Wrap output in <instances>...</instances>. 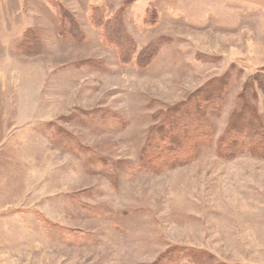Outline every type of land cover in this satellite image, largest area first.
Masks as SVG:
<instances>
[{
  "label": "rangeland",
  "instance_id": "obj_1",
  "mask_svg": "<svg viewBox=\"0 0 264 264\" xmlns=\"http://www.w3.org/2000/svg\"><path fill=\"white\" fill-rule=\"evenodd\" d=\"M262 10L0 0V264H153L172 250V264H264V156L219 151L243 106L241 124L264 126ZM180 104L198 115L195 151L140 170L149 129Z\"/></svg>",
  "mask_w": 264,
  "mask_h": 264
},
{
  "label": "trees",
  "instance_id": "obj_2",
  "mask_svg": "<svg viewBox=\"0 0 264 264\" xmlns=\"http://www.w3.org/2000/svg\"><path fill=\"white\" fill-rule=\"evenodd\" d=\"M113 20L118 21V15L114 16ZM113 25L114 24L111 23L106 26V34H108L111 39H114V34L116 33L122 37L120 31H116L114 33L115 29ZM114 42L122 48V59L129 62L133 57L135 49L132 42L126 39L114 40ZM19 48L22 52H24V54H35L39 51L37 39L34 35H27V33L23 36ZM151 50L153 51L154 49L151 48ZM151 50H143L139 54L136 60L138 65L142 66L149 62L152 57ZM258 78L261 77L257 75L251 80L253 83H258L260 82ZM189 105L190 106L187 107L190 108L189 110L185 108L186 104H180L171 110H168L162 116V122H160V125L152 126L149 129L140 154L138 165L140 170L152 171L157 166H170L176 164L184 155H192V152L195 151L196 145L198 144V138H201L202 135L198 136V127L194 124L197 119L195 116H198L195 114L197 112H192V108L194 107L191 104ZM246 115H249V111L246 106H243L241 108V112L234 117V120H232L229 129L226 131L224 138L221 140L222 146L224 144L225 146H221L219 151L220 153L225 154L226 157L235 156L238 150H251L258 155L264 156V126H262L258 118L254 116L250 118L256 126H251V124H241L243 121L242 117H246ZM250 118L248 117L249 120ZM238 138H243V146H238ZM188 143L190 147L186 148V144ZM73 144L74 148H76V150H78L80 154L87 159L86 163L92 164L95 167H103V164L105 163L104 161L97 156L86 154L87 150L85 148L75 144L74 142ZM175 252V250H172L164 253L153 264H172L174 258L171 256Z\"/></svg>",
  "mask_w": 264,
  "mask_h": 264
},
{
  "label": "crops",
  "instance_id": "obj_3",
  "mask_svg": "<svg viewBox=\"0 0 264 264\" xmlns=\"http://www.w3.org/2000/svg\"><path fill=\"white\" fill-rule=\"evenodd\" d=\"M208 3L211 4V2L209 1ZM221 4L223 6H232V7L238 8V11H240V8H246V7H254L255 9L258 8V11L264 8V0H221Z\"/></svg>",
  "mask_w": 264,
  "mask_h": 264
}]
</instances>
